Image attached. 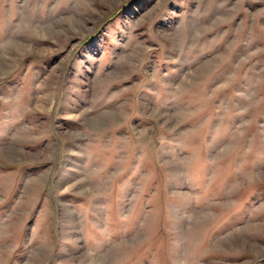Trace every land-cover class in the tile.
Returning <instances> with one entry per match:
<instances>
[{"label": "rangeland", "instance_id": "rangeland-1", "mask_svg": "<svg viewBox=\"0 0 264 264\" xmlns=\"http://www.w3.org/2000/svg\"><path fill=\"white\" fill-rule=\"evenodd\" d=\"M0 264H264V0H0Z\"/></svg>", "mask_w": 264, "mask_h": 264}, {"label": "trees", "instance_id": "trees-1", "mask_svg": "<svg viewBox=\"0 0 264 264\" xmlns=\"http://www.w3.org/2000/svg\"><path fill=\"white\" fill-rule=\"evenodd\" d=\"M116 13L117 12L115 11L111 16L109 15V18H113L116 15Z\"/></svg>", "mask_w": 264, "mask_h": 264}]
</instances>
